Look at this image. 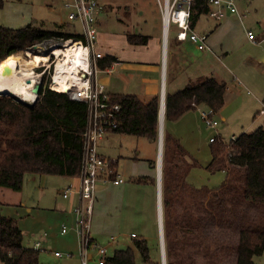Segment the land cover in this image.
Returning a JSON list of instances; mask_svg holds the SVG:
<instances>
[{
  "label": "trees",
  "instance_id": "obj_1",
  "mask_svg": "<svg viewBox=\"0 0 264 264\" xmlns=\"http://www.w3.org/2000/svg\"><path fill=\"white\" fill-rule=\"evenodd\" d=\"M0 0V9L3 7ZM189 25L192 30L208 11L207 0H193ZM131 45H145L149 37L124 32ZM81 34L47 31L29 23L20 28L0 25V63L19 58L26 49L49 40L66 41ZM113 58L99 61L101 69ZM50 77L33 105L0 95V189L20 192L27 174L76 178L83 155V134L87 107L65 93L48 88ZM226 84L213 77L189 81L181 90L164 95L161 157V207L165 264H257L264 252V128L242 133L229 144L213 139L207 169L222 171L225 179L215 188H196L187 183L192 163L177 138L165 132V125L183 114L204 106L209 114L224 105ZM160 96L143 102L136 96L110 95L118 104L114 133L158 141ZM153 168L154 164L149 163ZM110 178L115 176V163ZM137 183H153L147 177ZM0 264H41L39 251L22 244L17 221L1 213ZM144 262L146 241L133 242ZM104 264H135L131 249L117 250Z\"/></svg>",
  "mask_w": 264,
  "mask_h": 264
},
{
  "label": "rangeland",
  "instance_id": "obj_2",
  "mask_svg": "<svg viewBox=\"0 0 264 264\" xmlns=\"http://www.w3.org/2000/svg\"><path fill=\"white\" fill-rule=\"evenodd\" d=\"M64 1L66 0H3L4 4L0 10L5 11L6 5H16L23 11L24 7L29 8L33 11L34 20L45 23V30L81 34L79 23L67 19ZM97 1L104 7L97 19L100 34L118 35L129 30L144 36L161 35V15L156 0ZM234 5L237 13L223 9L222 17L218 21L206 15L199 17L193 31L196 34H207V45L204 50L199 51L194 44L183 43L186 61H180L182 70L172 81H168L169 89L173 86L175 92L184 88L189 81L200 77H213L226 84L225 102L218 112L209 114L208 110L200 105L176 121L179 141L192 163L186 180L196 188H215L225 179L222 171L211 173L207 169L211 159L210 139L222 140L224 144H229L240 134L251 133L264 126V115L260 113L264 109V41L259 44L252 43L246 36L247 31H252L258 41L264 38V0H234ZM174 37L175 28L171 25L166 48ZM62 43L64 42L59 40H49L36 44L34 53L47 54L50 50L58 49ZM15 55L19 58H13L21 61L28 59L24 53ZM32 71L39 74L35 84L40 83L42 87L43 78L45 80L49 76V71L43 72L41 64L32 67ZM201 112L206 113L209 118L204 119ZM208 120L216 122L217 125L211 127ZM105 138L97 143L96 150L99 155L105 152L106 156L110 157L106 159L111 161H116L115 158L121 154L127 158H133L136 152H140L141 156L153 154L154 146L145 138L119 136L116 133L108 134ZM69 183L70 180L65 177L27 174L21 191L16 193L20 195L21 206H1L4 216L17 221L22 231L24 246L32 248L33 241L45 232L48 234L42 246L43 250H38L41 264H80L77 240L70 236V232L60 236L61 224L67 229L69 225L62 222L55 211L59 203H65L61 192ZM11 197L6 203H12L16 196ZM126 230H133L132 225ZM146 244L148 261L144 262L139 252L134 250L135 264H162L157 220L155 223L150 222ZM129 246L133 248V243ZM54 252L64 255L72 253L73 256L57 259L53 256ZM254 259L257 264H264V252ZM88 264H97V257L94 256Z\"/></svg>",
  "mask_w": 264,
  "mask_h": 264
},
{
  "label": "crops",
  "instance_id": "obj_3",
  "mask_svg": "<svg viewBox=\"0 0 264 264\" xmlns=\"http://www.w3.org/2000/svg\"><path fill=\"white\" fill-rule=\"evenodd\" d=\"M6 8L5 11L0 10V25L16 29L33 23L36 25L43 24V27H45V23L34 20L33 11L29 8L26 9L24 7V11L16 7V5H6ZM148 37L149 40L145 45H131L127 42L124 33L118 35L100 34L98 30L97 49L105 53L109 58H113L112 64L101 69L97 75L98 82L104 86V90L108 94L133 95L141 101L147 102L152 97L160 96L162 93L163 96L166 93H175L173 86L169 89L168 81H172L174 76L182 70L180 61L181 63L186 61L184 45H182L185 42H179L174 37L164 53L162 36ZM261 115H264V113ZM165 132L179 140L176 121L167 123ZM111 133L114 132H107L99 143L104 141L105 137ZM118 135L123 136V134ZM150 143L154 146L152 156H141L140 152H136L133 158H127L121 154L115 158L116 161H113L115 163V174L122 176L124 183L113 185L112 183L99 181L96 185V199L90 221V237L94 244L105 249V259L111 257L115 251L125 249H131L134 256H136L134 245L133 248L129 245L137 239L146 241L147 230L151 221L155 223L157 220L160 244L162 207L161 177L160 191H158L157 186L158 141ZM100 154L102 157L110 159L105 152ZM150 162L154 164L153 168L150 166ZM138 177H147L152 179L153 183H137L134 179ZM67 179L77 184L76 178ZM12 192L8 189H0V198L2 199L0 202L3 206H21L20 195H16L19 192ZM11 196H16L14 201L6 203V201L12 199ZM61 198L65 203H59L55 207V211L60 216L61 221L67 222L70 228L68 227L69 230L61 234L60 227L59 234L60 236H65L70 232V236L76 238L73 229V208L77 203L78 197L73 192L67 198H63L61 192ZM130 225H132L134 231L126 230ZM47 237L48 234L45 232L35 242L40 241L44 245ZM91 251V260L96 256L98 261L99 257L96 251L94 249ZM108 252H110L109 255L107 254ZM54 253L53 256L59 259ZM69 255L73 256L72 253H69Z\"/></svg>",
  "mask_w": 264,
  "mask_h": 264
},
{
  "label": "built area",
  "instance_id": "obj_4",
  "mask_svg": "<svg viewBox=\"0 0 264 264\" xmlns=\"http://www.w3.org/2000/svg\"><path fill=\"white\" fill-rule=\"evenodd\" d=\"M161 15V36L162 47L166 52V41L171 25L175 28V39L179 42H189L194 44L199 51L205 49L208 35L205 33L196 34L189 25L191 3L193 0H156ZM208 11L206 16L216 21L222 17V10L227 9L230 13H237L234 0H207ZM67 11L69 21L78 22L81 27V36L76 39H69L59 44V50L65 49L66 44L71 40H76L83 49L81 59L75 64V78L64 79L63 84L66 89H56L54 87L55 73L60 66L55 50L47 52V61L41 64L43 72L49 71L50 82L48 88L52 91L65 93L69 99L83 102L87 107V125L83 134V155L79 175L76 177L77 184L70 182L62 191V197L67 198L71 193L78 197L73 208L74 233L77 239L78 258L80 264H88L91 261V250H95L98 264H104L105 249L97 246L90 237V221L96 199V185L99 181L120 185L124 183L122 176L115 174L111 179L113 169L110 167L109 159L99 155L96 150L97 143L103 139L107 132L116 128V114L119 110L118 104L110 102V94L104 90V86L98 82L97 75L101 68L99 61L107 58V55L97 49L98 16L104 10L97 0H66L63 3ZM264 35V30H263ZM247 39L252 43H260L252 31L246 32ZM37 45L29 47L23 53L28 58L29 52H35ZM38 64V65H40ZM36 65V66H38ZM62 65V64H61ZM61 80V79H60ZM34 95V99L36 95ZM264 113V109L260 111ZM204 119L209 118L206 113L201 112ZM209 121V120H208ZM211 127L217 125L214 121H209ZM213 139H210V142ZM67 227L61 226V234L66 233ZM134 236V235H132ZM40 241L33 243V248L43 250ZM58 258L70 256L55 252Z\"/></svg>",
  "mask_w": 264,
  "mask_h": 264
},
{
  "label": "bare ground",
  "instance_id": "obj_5",
  "mask_svg": "<svg viewBox=\"0 0 264 264\" xmlns=\"http://www.w3.org/2000/svg\"><path fill=\"white\" fill-rule=\"evenodd\" d=\"M54 53L58 58L61 57L59 60L60 66H58L59 68L55 73L54 87L56 89H66L63 81L64 79L75 78L74 66L81 59L83 49L76 40H71L66 44L65 49H55ZM47 60V54H39L38 52L30 54L29 52L26 61L10 57L1 62L0 95L8 94L20 101H33V88L36 85L35 79L39 77V74H35L32 67Z\"/></svg>",
  "mask_w": 264,
  "mask_h": 264
},
{
  "label": "water",
  "instance_id": "obj_6",
  "mask_svg": "<svg viewBox=\"0 0 264 264\" xmlns=\"http://www.w3.org/2000/svg\"><path fill=\"white\" fill-rule=\"evenodd\" d=\"M41 89V84L38 83L33 88V93L36 95V98L39 94V91ZM8 95V94H3ZM11 96V95H8ZM13 97V96H11ZM15 98V97H13ZM36 98L29 102V101H22L26 103L27 105L31 106L34 104ZM16 99V98H15ZM18 100V99H16ZM163 114H164V96L163 93L160 95L159 100V124H158V159H157V186L158 191H160V177H161V157H162V137H163ZM161 220V216H160ZM160 247H161V255H162V264H165V254H164V244H163V234H162V228H160Z\"/></svg>",
  "mask_w": 264,
  "mask_h": 264
}]
</instances>
